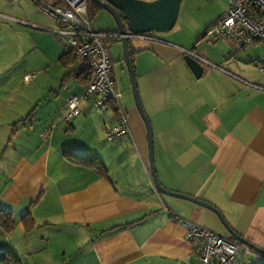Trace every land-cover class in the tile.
<instances>
[{"label":"crops","instance_id":"crops-1","mask_svg":"<svg viewBox=\"0 0 264 264\" xmlns=\"http://www.w3.org/2000/svg\"><path fill=\"white\" fill-rule=\"evenodd\" d=\"M13 21L20 24V36L30 40V63L35 66L36 51L55 66L62 61L66 52L57 29ZM156 38L135 43L132 59L136 73L143 62L150 76L154 74L153 86L146 87L148 102L141 99L154 130L161 184L211 204L237 234L264 249V58L257 47L225 40L226 61L211 68L197 58L212 62L196 46L189 49L167 37ZM188 53L202 64V77L188 67ZM13 68L17 77L20 72ZM35 71L38 84L45 73ZM182 74L184 80L177 82ZM80 92L70 96L81 98L80 115L67 119L70 97L52 102L50 107L65 113L64 120L52 119L42 127L41 137L50 134L49 140L37 150L28 147V156L21 150L11 169L0 207L14 213L16 226L9 233L0 229V253L10 251L24 261L45 250L48 264H202L199 244L187 239V229L176 218L233 239L214 210L157 190L148 131L136 105L127 109L133 135L108 145L104 131L115 123L114 108L98 117L93 99ZM159 94L168 99L162 107L154 100ZM30 118L16 123L26 124ZM38 121L25 125L30 135L44 122ZM13 130L18 133V126ZM82 130L96 132V150L69 141L60 144L59 134L70 138L71 132ZM26 215L35 221L33 230L24 227L21 218ZM233 264H264V257L240 250Z\"/></svg>","mask_w":264,"mask_h":264},{"label":"rangeland","instance_id":"rangeland-1","mask_svg":"<svg viewBox=\"0 0 264 264\" xmlns=\"http://www.w3.org/2000/svg\"><path fill=\"white\" fill-rule=\"evenodd\" d=\"M230 6V0H184L178 21L172 31L168 33L152 32L147 33V35L167 37L184 44L183 46L189 49L196 46L199 53L205 54L212 61L213 66H217L216 64H220L221 59L226 61L224 52L227 49L224 45H227L228 42L225 40H214L204 37V35L206 29L215 24L220 16L228 11ZM13 20H26L49 30L60 28L52 18L39 9L38 0H0V194L3 193V190L11 181V169L21 150L26 152L24 154L27 156L32 152L30 149L37 150L36 148H39L51 137L50 134L47 137H41L40 129L51 124L52 119L64 120L65 113L62 109L57 106H54V108L50 107V104L52 102L63 103L76 90H81V96L85 92V90L83 91L85 78L84 75H79L80 60L74 57L75 54L69 56L71 60L67 64L61 61L55 66L51 64L50 60L45 58L44 54L42 56L36 51V53L33 52L37 55L34 66L29 62V54L31 53L28 52L31 49L30 40L27 37L20 36L18 29L20 24ZM91 23L96 31L117 33L115 19L108 11L102 8L91 17ZM52 34L55 36L53 32ZM61 37L58 38L59 44L62 47V52L65 53L64 46L69 47L68 38ZM24 40H27V44L23 42ZM141 40L132 38L131 42L135 47V43ZM107 41L114 58L123 104L126 109H130V106H135V98L129 71L122 60L124 54L122 43L117 38H111ZM23 43H25L26 47H22ZM256 47L257 54L264 58V45L261 43L251 44L250 49ZM233 63L236 65L239 62L235 60ZM14 66L17 72H20L17 77L14 72ZM213 66L210 67L214 68ZM224 66L230 68L227 65ZM242 66L253 67L251 64H242ZM38 69H43L45 75L41 77L37 84L38 73L35 70ZM148 69V65H144L143 62H140L137 69L140 93L145 101L148 93L146 87L150 88L153 86L152 78L154 74L150 76ZM28 75H30L29 78ZM49 76H51V79H48ZM144 76H147L148 79H145ZM175 79L177 82H182L184 75L182 74L180 78ZM160 96L162 95L159 94L154 100L159 99L162 107V104L166 103L165 101H168V99L159 98ZM40 114H45L46 116L41 118ZM95 114L98 117L102 116V114L97 112ZM30 115L31 118L25 122L26 124L16 123L20 119L28 118ZM47 116H51V119ZM46 117L47 121H44ZM35 118H37V121L39 120L38 122H44L37 126L36 130L30 135L29 130H25L24 127L25 125L30 127ZM16 126H18V133L13 130ZM64 127L66 130L68 124H64ZM59 135H61L59 137L62 139L60 142L62 145L64 142L69 141L80 148L82 146H90V148L96 150V144L99 142L96 132L89 133V131L83 132V130L75 134L71 132L70 138L62 136L63 134ZM103 141L108 143V145L110 144L105 138H103ZM28 147L30 148L29 150ZM23 262L24 264H48L45 250L34 254L29 260L27 258L24 259Z\"/></svg>","mask_w":264,"mask_h":264},{"label":"built area","instance_id":"built-area-1","mask_svg":"<svg viewBox=\"0 0 264 264\" xmlns=\"http://www.w3.org/2000/svg\"><path fill=\"white\" fill-rule=\"evenodd\" d=\"M154 1V0H145ZM229 10L206 29L205 37L216 40H237L243 45H264V0H230ZM39 9L52 18L59 27L55 32L68 38L66 53L75 54L80 63L91 71V79L85 87L84 97H91L98 113L114 108L116 120L104 131L105 138L114 142L133 135L131 119L122 101V92L115 73V62L108 46V39L121 37L118 33L96 31L91 23L88 0H38ZM138 39L156 41V36L130 35ZM207 65L209 61L197 57ZM30 75H28V78ZM81 98L73 95L68 100L70 120L81 113ZM186 229L187 239L198 243L202 264H233L237 253L252 250L216 232L176 218Z\"/></svg>","mask_w":264,"mask_h":264},{"label":"water","instance_id":"water-1","mask_svg":"<svg viewBox=\"0 0 264 264\" xmlns=\"http://www.w3.org/2000/svg\"><path fill=\"white\" fill-rule=\"evenodd\" d=\"M100 8L108 11L116 21L117 33L121 35L119 40L123 46V62L127 66L130 74L132 89L135 98L136 108L142 117L148 131V145H149V162L151 169V176L154 181V185L157 190L166 195L187 199L192 202L206 206L214 210L220 217L222 223L225 225L227 231L231 237L242 245H245L255 251L258 255L264 257V249H261L242 236L237 234L227 223L224 216L211 204L201 201L199 199L173 192L165 188L158 177L156 162H155V150H154V130L149 116L147 115L142 103L138 77L136 68L133 63L132 54L135 52L130 35H142L147 33H168L174 29L179 18L180 9L184 0H92ZM126 20V23L124 20ZM188 67L194 73L197 78H200L204 74V68L198 59L192 54H187L184 57Z\"/></svg>","mask_w":264,"mask_h":264},{"label":"trees","instance_id":"trees-1","mask_svg":"<svg viewBox=\"0 0 264 264\" xmlns=\"http://www.w3.org/2000/svg\"><path fill=\"white\" fill-rule=\"evenodd\" d=\"M88 4H89L90 17H93V15L97 13V11L101 8L92 0H88ZM70 55L71 54L66 53L62 61H64L67 64L68 61L71 60L69 58ZM74 57L76 58V56ZM78 70H79V75H84L85 78L84 84L85 86H87L91 79V71L86 65H84L83 67L81 63L79 64ZM21 220L24 224L26 231L33 230L34 227L36 226L34 219H32L30 215H26L22 217ZM15 226H16V218L14 213L12 211H6L4 208L0 207V229L5 233H9L12 230H14ZM0 264H24V262L16 254L10 251H6L4 253H0Z\"/></svg>","mask_w":264,"mask_h":264},{"label":"flooded vegetation","instance_id":"flooded-vegetation-1","mask_svg":"<svg viewBox=\"0 0 264 264\" xmlns=\"http://www.w3.org/2000/svg\"><path fill=\"white\" fill-rule=\"evenodd\" d=\"M124 20V22L126 23V20L125 19H123Z\"/></svg>","mask_w":264,"mask_h":264},{"label":"clouds","instance_id":"clouds-1","mask_svg":"<svg viewBox=\"0 0 264 264\" xmlns=\"http://www.w3.org/2000/svg\"><path fill=\"white\" fill-rule=\"evenodd\" d=\"M232 240H234V239H232Z\"/></svg>","mask_w":264,"mask_h":264}]
</instances>
